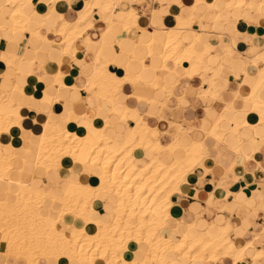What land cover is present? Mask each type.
I'll list each match as a JSON object with an SVG mask.
<instances>
[{
    "label": "bare ground",
    "instance_id": "1",
    "mask_svg": "<svg viewBox=\"0 0 264 264\" xmlns=\"http://www.w3.org/2000/svg\"><path fill=\"white\" fill-rule=\"evenodd\" d=\"M51 1L56 3L57 0ZM202 1L212 7L215 4V0H196L197 4ZM41 3H44L43 0ZM4 4L13 9L10 17L14 32L28 30L35 24L23 10L25 5L34 4V0H0V14ZM94 7L110 10L112 0L89 2L88 7L73 22L62 16L61 22L49 29L60 35L59 42L49 39L41 32L43 24L30 31L46 43L55 44L57 48L53 50L59 56L77 55L73 45L77 38L94 27L91 22L86 21ZM263 7L264 0H229L225 3V9L229 11L250 9L262 12ZM194 10L199 13L196 6ZM125 14L123 31L129 25H138V16L133 11H125ZM48 15L49 13L44 16ZM176 17L175 26L166 29L154 28L151 42L145 45L148 48L145 56H138L135 49L129 50L120 42L123 54L127 53V62L123 66L125 76L119 77L113 72V60L103 62L102 58L105 57H100L93 64L94 74L86 78L85 89L98 99L107 100L112 106L116 104L118 92L125 84H131L137 90L155 89L163 78H159L154 66L149 67L146 64L147 58H160V68L168 71V76L178 80L182 76L192 78L210 70L209 55L219 44L202 42V32L194 27L193 18L186 19L181 15ZM213 23V27L217 23H224L222 11H218ZM115 24L119 25L115 21L110 23L109 33ZM185 30L194 32L192 42L186 43L183 37ZM232 36L236 37V31ZM220 39L222 46L229 50V41ZM98 43L103 47V41ZM155 44H161L159 53L153 49ZM133 46L139 47L134 44ZM0 59L7 66H14L18 75L25 73L22 71L24 56L4 50L0 53ZM36 62L37 59L30 63ZM131 63L134 67H149L153 79L144 81L140 72L130 69ZM58 64L62 65V61L59 60ZM255 64L256 61L252 66ZM250 68L248 66L243 71L244 75L251 72ZM255 74L257 83L252 88V93L243 98L251 108L234 107L239 94L236 92L232 100L226 101L222 98L226 103V111L219 114L213 121L212 128L206 130L200 141L183 145L176 139L170 145H164L151 137V128L144 119V113L141 114L127 104L125 111L119 115V125L124 126L133 118L135 125L128 131L124 127L120 129L122 132L115 131V125L100 123L90 115L89 110L78 112L71 102L65 103L61 114L47 111V118L43 121L39 134L24 130L23 106L15 100V94L53 106L60 100L61 91L77 89L75 85H68L64 80V73L58 71L54 75L58 92L52 95L48 93L42 78L34 75L32 71L26 72L24 75L29 82L23 85L16 81L11 89L5 90L0 100V137L4 132H11L13 127H20L23 133L21 132L19 141L29 143L24 148L23 156L17 154L22 148L17 140L9 142L13 149L11 154H7L3 146H0V242L5 245L0 250V264H8L9 257L15 259L21 256L27 264H183L182 258L189 263L203 261L207 264V261L216 263L228 257L232 259V264H237L244 259L247 249L254 247L253 242L248 241L243 248L237 247L229 238L232 229L230 219L226 224L215 220L209 231L198 232L196 235L190 233V228L196 223H186L184 228L175 227L167 237L161 231L170 216L171 196L180 191L183 181L179 179L178 173L186 168H189L187 171L190 174L194 173V168L207 156L209 150L206 141L209 137L224 143V137L230 134L234 141H229L230 149L236 152H240L242 143H250L258 150L264 142L259 138L264 131V70L257 69ZM218 76V71H214L212 79L207 81L210 86L214 85ZM164 79L162 88L168 94L173 93V86L167 83L166 77ZM217 89L205 90L204 95L218 97ZM138 97L141 99V96ZM252 116L255 118L252 119ZM57 117L60 120H56ZM224 121L232 124L229 132L220 127ZM73 124L84 128L85 132L81 134L73 131V127L70 128ZM247 127L256 128L257 132L255 136L245 140L242 130ZM191 129L185 126V130L192 131ZM138 149L144 152L143 157H147L148 161H138L135 154ZM164 149L170 150L174 155L172 163L166 164L160 157V152ZM16 157L23 163L32 161L37 169H44L47 174L55 172L58 177L56 182L62 180V183L50 184L51 188L45 190L40 183L12 178L10 172L14 169L13 161ZM61 165L67 170L59 172ZM22 169L23 167L20 168L21 171ZM63 172L68 175L64 177L61 174V177L60 173ZM82 175L89 176V180L85 181ZM97 203L109 208L107 219H103L96 210ZM67 215L72 217L73 223L67 221ZM255 257L264 261V251L256 250ZM17 261L13 260V263Z\"/></svg>",
    "mask_w": 264,
    "mask_h": 264
},
{
    "label": "crops",
    "instance_id": "2",
    "mask_svg": "<svg viewBox=\"0 0 264 264\" xmlns=\"http://www.w3.org/2000/svg\"><path fill=\"white\" fill-rule=\"evenodd\" d=\"M91 1L94 0H57L56 3L43 0L42 4V0H34V4L25 5L23 10L36 25L33 24L28 30L17 32L12 30L13 21L10 15L13 9L4 4L0 14V53L8 50L24 56L22 71L25 73L32 71L34 75L42 78L48 93L52 95L58 92L54 76L58 71L64 73V80L68 85H75L77 88L61 91L60 100L53 106L28 96L15 94V100L23 106L24 130L39 134L42 131V123L47 118L46 114L51 110L61 114L65 103L71 102L78 112L89 110L90 115L100 123L115 125V131L122 132L120 129L123 127L128 131L135 125L133 118H130L124 126L119 125V115L125 111L127 104L141 114L144 113V119L151 128L150 135L154 140L170 145L177 139L183 145H190L193 141H200L206 130L212 128L213 121L219 114L226 111V103L223 99L232 100L234 94L239 92L234 107L236 109L251 108V105L243 98L252 93V88L257 83L255 71L264 70V7L262 12L250 9L229 11L225 9V3L229 0H215V7L210 6L206 1L197 4L196 0H112V9L104 10L94 7L93 11H90L86 21L91 22L94 27L89 28L83 36L76 39L73 46L77 50V55H71V57L59 56L53 50L57 48L55 44L46 43L41 37L31 33L30 30L43 24L41 32L49 39L59 42L60 35L49 29L61 22L62 16L70 22L77 20ZM195 6L199 13L194 10ZM128 10L138 16V25H129L123 31L122 24L126 21L125 11ZM218 11H222L224 23H217L213 27ZM48 13L49 15L45 17ZM177 15L186 19L193 18L194 27L202 32V42L219 44L217 49L209 55L210 70L203 71L192 78L182 76L178 80L176 77L168 76V71L160 68L162 64L160 58H147L146 64L149 67L154 66L156 74L160 79L163 78V81H159V87L151 90H137L131 84H125L119 90L114 106L107 100H100L91 95L85 89L86 78L94 74L93 64L100 57H105L102 58L103 62L113 60L111 61L113 72L119 77L125 76L123 66L127 62V53L123 54L120 42L129 50L135 49L138 56H145L148 49L145 45L151 42L154 28L166 29L175 26ZM112 21L119 25H113L109 33L108 26ZM235 31L236 37L232 36ZM193 35L194 32L191 30L184 31L183 37L186 43L192 42ZM220 38L229 41V50L222 46ZM99 41H103V47L98 43ZM133 44L139 47L134 48ZM40 49L43 51L39 52ZM153 49L159 53L161 44H155ZM235 51L236 55L233 54ZM35 59L38 62L31 64L30 62ZM59 60L62 61V65L58 64ZM254 61L256 64L252 66ZM131 64L130 69L140 72L144 81L153 79V73L149 67L142 68L139 65L134 67ZM248 66H251V72L244 75L243 71ZM214 71H218L219 76L214 85L210 86L207 81L212 79ZM25 73L18 75L14 66H7L0 59V100L5 90L11 89L16 81L23 85L29 82ZM165 77L167 83L173 86L172 95L162 88ZM208 89L212 91L217 89L218 97L212 94L204 95V91ZM253 117L255 118V116L251 118ZM56 120L60 118L57 117ZM185 126L191 127L192 131L185 130ZM220 127L229 132L232 124L224 121ZM70 128L81 134L85 132L84 128L76 124ZM21 132L23 133L20 127H13L11 132L1 134L0 146H3L7 154L13 152L9 145V142L13 140H17L19 146L22 145V148L17 151L18 156L25 154L24 148L29 143L19 141L22 137ZM256 132V128L247 127L242 130V135L247 140L255 136ZM259 138L264 140V131ZM229 141L234 142L230 134L224 137V143L212 137L207 139L206 146L209 150L207 156L194 168V173L189 174L182 181L180 191L171 196L172 206L169 210L171 217H168L161 233L167 237L175 227L184 228L190 223H196L190 228L191 235H196L198 232L209 231L215 220L226 224L230 219L232 229H230L229 238L236 246L243 248L248 241H252L254 246V249H247L246 257L237 264H264V261L257 260L255 257L256 250L264 251V142L258 150H255L250 143H242L240 152H236L230 149ZM139 150L141 149L135 153L138 161L141 163L148 161L147 157H143L144 152ZM160 157L166 164L174 161V155L168 149L162 150ZM13 166L14 169L10 172L12 178L40 183L44 185L45 190L51 188L50 184L62 183V180L56 182L58 177L55 172L47 174L46 170L37 169L30 160L23 163L19 157H16ZM21 167H23L22 171ZM65 170L67 169L63 165L58 168L59 172ZM61 174H64V177L68 175L67 172H63L60 173L61 177ZM82 178L86 181L90 177L82 175ZM96 210L100 212L103 219H107L106 214L109 210L107 205L97 203ZM66 218L68 222H74L70 215ZM4 248L5 245L0 242V250ZM13 260L14 257H9L8 264H13ZM181 260L183 264H204L203 261L189 263L186 259ZM207 264H232V259L228 257L216 263L207 261Z\"/></svg>",
    "mask_w": 264,
    "mask_h": 264
},
{
    "label": "rangeland",
    "instance_id": "3",
    "mask_svg": "<svg viewBox=\"0 0 264 264\" xmlns=\"http://www.w3.org/2000/svg\"><path fill=\"white\" fill-rule=\"evenodd\" d=\"M233 54H237L236 53V51L233 53ZM259 63H261V61L259 60ZM204 74H206V73H204ZM219 89L221 90L222 89V87L220 86L219 87ZM11 109H13V108H11ZM189 168H186V169H184V171L183 172H181V173H178L179 175H178V177H179V179L180 180H184V176L186 175V174H190V172L189 171H187ZM17 257H15V259L14 260H16L17 261V259H18V261L15 263H13V264H27V261L25 260V258L23 257V256H21L20 258H17ZM213 262V261H212Z\"/></svg>",
    "mask_w": 264,
    "mask_h": 264
}]
</instances>
